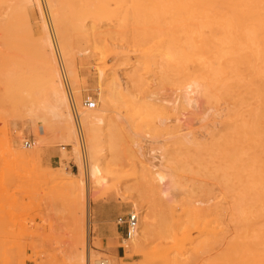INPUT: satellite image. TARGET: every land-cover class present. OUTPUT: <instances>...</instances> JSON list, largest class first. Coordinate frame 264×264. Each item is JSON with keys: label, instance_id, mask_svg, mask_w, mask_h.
I'll return each mask as SVG.
<instances>
[{"label": "rangeland", "instance_id": "obj_1", "mask_svg": "<svg viewBox=\"0 0 264 264\" xmlns=\"http://www.w3.org/2000/svg\"><path fill=\"white\" fill-rule=\"evenodd\" d=\"M4 1L0 15L21 5ZM39 2L43 19L28 0L0 22V264H70L87 248L90 264H264V0ZM43 21L79 113L103 106L99 69L107 101L114 76L128 92L112 108L121 117L107 111L114 122L91 179L85 126L83 161L40 121ZM189 85L196 104L186 109ZM175 98L176 108L165 101ZM149 149L163 154L155 167ZM131 211L141 231L142 217L152 224L136 250L117 222Z\"/></svg>", "mask_w": 264, "mask_h": 264}, {"label": "bare ground", "instance_id": "obj_2", "mask_svg": "<svg viewBox=\"0 0 264 264\" xmlns=\"http://www.w3.org/2000/svg\"><path fill=\"white\" fill-rule=\"evenodd\" d=\"M8 1L6 0V2H8ZM15 1L16 2L18 1V3H16ZM15 1L14 0L12 1V2L16 3L15 6L21 3V5H18V7L16 6V8H20L19 6H21V8L24 10L22 4H24L28 0H15ZM22 1H23V3H22ZM36 2H37V6L39 9L41 18L43 19V12L41 10L40 2H39V0H36ZM4 3H5V1H4ZM9 4H10V2L7 3V7ZM13 5H10L11 10H12V8L13 9L15 8V7H13ZM7 7H6L7 12L3 11V13H1L2 16L0 15V19H1L0 22H2V20H3L2 18H4V16L6 17V15H7V17H8V15L11 14V12H12L11 10H8ZM49 10H48L49 11L48 16L50 17L51 21L54 22L55 12L52 10V8L50 6H49ZM13 13H14V11H13ZM4 14H6V15H4ZM10 16L11 15H9V17ZM11 18H12V16H11ZM7 19H9V18H7ZM4 21L6 22L7 20L4 19L3 22ZM2 24H4V23H2ZM0 26H1V23H0ZM42 26L46 32L45 37H44V45H45L46 50H48V56H49L48 57L49 62L47 63V70H48V76H49V78H48L49 93H48V97L46 98V100L43 104L40 121L45 123L47 129L50 130L52 136L56 140L63 141L66 144L70 145L72 147L73 152L76 154V156L78 153L77 158L81 160V155L79 154V149H78V144H77V133H76L75 123H74L75 121L72 117L71 109L69 106L70 105L69 101L71 99L69 100V94H68L67 90L65 91V89L63 88V80H64L63 73L61 71V68H59V64H57V62L55 61L56 59L53 56L54 53H52L53 40L54 39L52 40L51 33H50V35H49V33H47L48 27H46V23L44 21H43ZM4 32L6 33V31H4ZM68 69H69L68 74H70L72 77V81L71 80L70 81L72 82V84H74L75 78H76V76L74 75V69L71 65H68ZM99 70H100L99 71L100 74L98 73L99 75H97V76H99V82H100V86H101V88H100V90H101L100 102L102 103L103 106L101 108L95 107L94 110L81 109L80 113L77 110L79 118H80V122H81V124H83L85 126L86 135H87V144H88L87 148H89L90 157H91L90 165H88V163H87V167L84 166L87 168L86 170L84 169V175H85V177H87V179L89 177H90V179L94 178L98 174V168L100 165L98 164L97 155L99 152L102 151V148H100L99 145L101 143H103V141H106V138L109 137V135L104 131L105 128L111 126L112 122H114V121L110 120L111 118L107 115V111H109L110 113H114L115 117L119 118V117H121L120 112L115 111L112 108L115 106V103L117 101L118 102L119 101H123V102L129 101V99H127L128 92L126 91V87L124 85L125 83H123L124 81L122 82L119 79L120 76L119 77L114 76L111 79L110 98L108 99V101L105 99L104 91L102 89L105 73L102 69H99ZM196 85H197V83H196ZM191 87L192 86L189 85L185 89H183L184 92L182 94V100L186 106V109L192 108L196 104L195 96L193 97L195 90H193ZM76 93H78V92H76ZM168 99H169V97H168ZM165 101L169 105L173 106L174 108L178 107L180 104L179 103L180 99H178V98H175L173 100L172 99L171 100L165 99ZM179 114H180L179 115L180 117L175 119L174 121H177L179 123L182 122V124L180 123L181 125L179 127H183L184 126L183 120L185 119L186 114L184 112H180ZM83 125H82V127H83ZM36 144H37L36 141H34V146L38 147V144L37 145ZM151 151H153V149H149V155H150ZM155 158H158L157 164L161 163V161L163 159V154L160 153L158 156H155L153 154L150 155V159H151L150 164L152 167H155L157 165L152 161ZM82 160H83V156H82ZM80 170H82V169L80 168ZM82 174H83V171L79 172V175L77 176L78 179L76 181L77 186L80 189H82L83 185H84V180H83ZM154 174L156 175L157 182H159V181L163 182V180H165V178L168 175V173L166 175L163 171H161V169H156V171H154ZM135 208L138 209L137 207H135ZM140 221H141V224L144 225V232H143V230L141 231L139 227H137L136 229L132 230V232L130 233V236L127 239L126 238L124 239V242H126V244H128L127 246L130 249L136 250L139 247V241L141 240L142 235L147 236L148 232H150V228L152 226L151 220L147 216H145V217H142L140 219ZM95 256H96V254L87 248L85 256L82 254V255H78L76 257L73 256L70 259L73 261V262H71L73 264H90L91 261H93V258ZM94 261H95V259H94ZM101 261L104 264H117L114 260H104V259L98 260V261L96 260L94 262V264H99Z\"/></svg>", "mask_w": 264, "mask_h": 264}, {"label": "built area", "instance_id": "obj_3", "mask_svg": "<svg viewBox=\"0 0 264 264\" xmlns=\"http://www.w3.org/2000/svg\"><path fill=\"white\" fill-rule=\"evenodd\" d=\"M75 104H71V113H72V117L74 119V123H75V129H76V133H77V138H78V143H79V147H80V153L81 156H83V158H85L86 155V149H85V139H84V131H83V127L82 124L80 122V118L78 115V111L77 108L75 107ZM96 103L94 101H88L87 102V107L89 109H93L95 108ZM34 145V140L29 139V140H25L24 141V146L26 148H30ZM119 225H123V230H124V234L126 237L130 236V233L132 232V230L136 229L138 226V215L134 212L131 211L127 214L126 219H122L119 218V220L117 221ZM99 264H104L102 261Z\"/></svg>", "mask_w": 264, "mask_h": 264}]
</instances>
